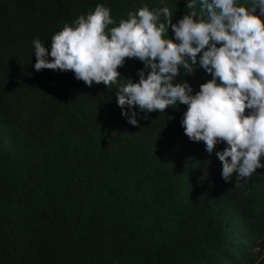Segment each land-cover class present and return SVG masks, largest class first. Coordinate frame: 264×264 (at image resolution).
Returning a JSON list of instances; mask_svg holds the SVG:
<instances>
[{"label": "trees", "instance_id": "16d2710c", "mask_svg": "<svg viewBox=\"0 0 264 264\" xmlns=\"http://www.w3.org/2000/svg\"><path fill=\"white\" fill-rule=\"evenodd\" d=\"M97 3L117 23L144 4L160 6L0 0V264H264V168L225 180L216 155L225 144L209 153L191 140L184 103L138 109L133 125L116 85L35 69L33 39L50 47ZM167 3L173 22L190 11L187 0ZM195 7L203 11L199 0ZM143 67L126 57L118 79L138 80ZM210 78L197 61L176 80L195 92Z\"/></svg>", "mask_w": 264, "mask_h": 264}, {"label": "clouds", "instance_id": "9594fccd", "mask_svg": "<svg viewBox=\"0 0 264 264\" xmlns=\"http://www.w3.org/2000/svg\"><path fill=\"white\" fill-rule=\"evenodd\" d=\"M197 2L187 0L190 11L176 22L167 0H159L158 7L129 10L118 23L109 5L97 3L56 31L50 47L33 39L34 67L72 70L89 86L116 85V103L133 125L138 109L186 104L181 123L188 137L204 141L209 153L225 144L216 150L222 177H250L264 168V0H199L201 13ZM169 25L173 37L166 35ZM126 57L144 62L138 80L118 79ZM197 61L211 78L194 92L176 77Z\"/></svg>", "mask_w": 264, "mask_h": 264}]
</instances>
